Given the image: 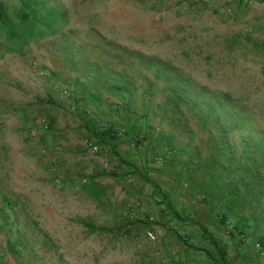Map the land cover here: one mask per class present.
Instances as JSON below:
<instances>
[{
  "label": "rangeland",
  "instance_id": "1",
  "mask_svg": "<svg viewBox=\"0 0 264 264\" xmlns=\"http://www.w3.org/2000/svg\"><path fill=\"white\" fill-rule=\"evenodd\" d=\"M158 1L59 0L67 15L61 30L32 41L22 53H5L0 58V223L3 218L9 223L16 220V227L9 224L0 229V262L162 264L156 253L158 238L166 236L168 246L174 242L180 246L170 232L187 236L181 235L187 243L196 239L191 236L194 230L186 228L190 225L187 220L198 217L202 223L214 225L205 217V211L185 213L191 203L202 209L194 197L185 203L183 195L178 198L180 215L174 218L159 206L160 198L150 185L137 178L112 177V173L122 175L124 169L107 149L94 144L80 114L84 110L102 116L101 125L110 117L92 103L84 105L78 95L76 103L69 96L74 87L71 85H77L78 91L81 83L90 91L98 87L97 73L114 72L107 78L106 87L122 76L130 78L135 87L129 103L131 113L138 115L150 107L149 129L168 137L173 149L187 145L204 156L206 132L189 106L180 108L188 128L171 123L160 112L159 104L167 107L164 103L168 92L151 71L132 62L130 53L136 52L169 63L199 86L232 92L234 97L243 94L242 103L256 116L257 127L264 132V18L260 15L257 24L250 19H259L256 8L264 7V2L259 6L250 3L238 13L228 0H217V14L208 8L192 18L181 8L171 7L172 1L168 4L169 0H162L160 7ZM149 83L156 90L151 98L145 92ZM100 94L105 103L119 105L120 99L113 92L102 90ZM188 130L193 131L192 140ZM211 131L216 138L215 131ZM87 143L96 145L97 151ZM122 148L129 152L125 156L139 165L133 148L123 143L121 154ZM178 159L181 162L184 157ZM52 173L56 179L51 180ZM91 174H96L104 190L103 208L81 191V183L85 182L81 176ZM151 178L163 187L171 182L166 175ZM180 192H185V186ZM116 204H123L134 219L146 218L148 224L135 227L126 237L117 236L111 232L117 220L108 213ZM84 224L105 226L110 232H90ZM231 225L228 222L226 226ZM147 232L155 240L148 238ZM16 237L23 247L13 254L9 245ZM242 239L244 244L250 243L249 236Z\"/></svg>",
  "mask_w": 264,
  "mask_h": 264
},
{
  "label": "trees",
  "instance_id": "2",
  "mask_svg": "<svg viewBox=\"0 0 264 264\" xmlns=\"http://www.w3.org/2000/svg\"><path fill=\"white\" fill-rule=\"evenodd\" d=\"M66 23L67 15L59 0H0V58L5 53H22L32 41L53 36ZM111 46L124 50L119 45ZM262 50L264 52V47ZM130 55L134 58L133 63L151 71L156 80L164 84V90L168 92L164 105L168 108L159 104L158 109L166 114L171 123H180L188 128L186 119L180 116V108L183 105L189 106L192 116L206 132L204 149L207 152L203 156L199 149L191 151L187 145L173 149V142L168 137L154 128L149 129L147 118L150 107L138 115L131 113L129 103L131 92L135 90L131 79L122 76L115 79L116 84L106 87L107 78H111L114 72L97 73L98 87L90 91L81 83L78 91L77 85H71L74 87L69 96L76 103L75 97L78 95L84 105L92 103L99 112L110 117L101 125L99 120L102 116L84 110L80 114L84 129L95 140L94 144L107 149L124 169L122 175L111 172L112 177L137 178L150 185L160 198L159 206H163L164 211L174 218L180 215L177 207L181 205L178 199L181 195L186 201H189V197L196 198L202 204L201 211H205V217L210 223L226 227L231 222L232 230L229 233L232 237L238 236L242 241V238L249 236L250 243L244 244V264H264V132L257 127L256 116L242 103L244 95L234 97L232 92H216L192 83L169 63L145 57L141 53ZM116 57L122 61L119 55ZM154 87V84L149 83L145 89L149 98L156 92ZM102 90L113 92L120 99L119 105L105 103L100 94ZM47 102L51 103L52 100ZM211 130L217 134L216 138ZM186 132L192 140L193 131ZM123 143L133 148L139 165L125 156L129 155L128 150L122 148L124 154H121ZM180 156L184 157L181 162L178 161ZM152 175H159L160 179L166 175L171 182L163 187L160 181L155 182L151 178ZM82 177L85 182L81 183V191L103 208L104 190L96 181V174ZM182 185L185 186L184 193L180 192ZM4 204L8 205L10 201H4ZM113 211L117 224L111 232L119 237H126L135 227L148 224L146 218L134 219L124 210L123 204H116ZM193 220L186 222L192 225L205 224L198 217ZM9 224L14 227L16 220L12 219L9 223L3 218L0 229ZM84 226L90 232H110L105 226ZM200 229L201 240H212L204 228ZM16 230L18 233L19 229ZM175 237L181 240L178 235ZM183 244L186 242L183 241ZM9 246L10 252L18 254L23 244L16 237ZM220 258L227 264L226 255L222 254Z\"/></svg>",
  "mask_w": 264,
  "mask_h": 264
},
{
  "label": "crops",
  "instance_id": "3",
  "mask_svg": "<svg viewBox=\"0 0 264 264\" xmlns=\"http://www.w3.org/2000/svg\"><path fill=\"white\" fill-rule=\"evenodd\" d=\"M171 1L173 2L172 4ZM227 2H229L228 5L235 7L239 13L244 9H247L248 4L252 3L254 4V6H259L258 4H262L264 0H228ZM162 3V0H159L157 2V6L160 7ZM168 4H171V7L173 8L175 6L176 9L181 8L184 12L189 13V16L192 18L198 17V13L208 8L212 9L213 12L217 14L216 11L219 10L218 8L220 6L218 5L217 0H196V2L193 0H169ZM165 6L166 3H164L163 7ZM256 10H258L259 19L250 16V19H252L253 23L255 24L258 23V20L261 21L260 15L264 18V7H257ZM65 173L66 172H64L63 174ZM56 176L57 175L52 173L51 180L56 179ZM63 178H67L69 180L68 177L64 176ZM185 202L186 200H184V203ZM198 205L199 204L195 206L191 203L190 205H188L189 209H185V213L188 215L198 214L202 212L201 208H198ZM108 213L110 215H114L113 209L111 208L110 210H108ZM200 227L204 228L208 232V235L212 238V240H201L202 232ZM186 228L188 230H194L191 236L196 238L194 241L195 243H187V241H185L183 238H186L187 236H183L181 233H179L183 236L181 237V235H178L176 231L170 233L173 235L174 239L179 242L180 246H177L174 241V244L168 246L169 242H166V236L162 239L158 238L159 244L157 247L158 251L156 253L159 258H161L160 260L162 264H224L220 258V255L222 254L226 255L227 264H244L242 258L245 253V245L242 241L239 240L238 236H229V232L232 230V227H224L218 224H190ZM182 231L186 230L182 229ZM176 235L181 237V240H178L175 237ZM229 237L230 239H228ZM198 238L200 241H198ZM183 241H185L186 244H183Z\"/></svg>",
  "mask_w": 264,
  "mask_h": 264
},
{
  "label": "built area",
  "instance_id": "4",
  "mask_svg": "<svg viewBox=\"0 0 264 264\" xmlns=\"http://www.w3.org/2000/svg\"><path fill=\"white\" fill-rule=\"evenodd\" d=\"M224 1V0H223ZM228 11H230V9H228ZM87 146L92 148V150L97 151V146L93 145L92 143H87ZM147 236L148 238H150L151 240H155V236L152 235L150 232H147Z\"/></svg>",
  "mask_w": 264,
  "mask_h": 264
}]
</instances>
